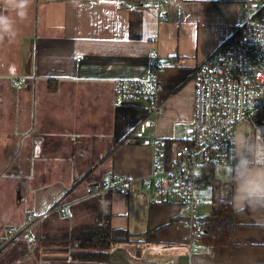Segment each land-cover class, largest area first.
<instances>
[{"label": "crops", "instance_id": "obj_1", "mask_svg": "<svg viewBox=\"0 0 264 264\" xmlns=\"http://www.w3.org/2000/svg\"><path fill=\"white\" fill-rule=\"evenodd\" d=\"M122 3L134 9L116 7ZM181 3L177 11L173 0L0 1V16L15 27L11 38L0 34V170L10 165L11 149L17 162L33 154L36 165L26 183L33 193L19 194L12 210L0 212V264H264V227L254 224L262 213H234L231 243L203 241L210 254L189 248L180 201L160 200L142 184L152 148L133 134L147 115L144 107L114 101L113 79L147 77L157 49L162 89L158 118L147 134L162 142L183 139L192 119L193 69L231 34L238 15L230 2ZM63 153L64 166L39 165L44 155ZM114 172L135 178L126 195L85 193L88 184ZM3 184L0 200L6 204ZM206 184L212 207L223 195L201 182L200 197ZM201 200L203 217L210 210H203ZM62 204L67 217L53 209ZM28 213L38 218L26 224ZM99 215H108L112 228L129 230L131 239L113 242L107 263L71 259L64 238ZM15 226L17 233L9 235Z\"/></svg>", "mask_w": 264, "mask_h": 264}, {"label": "built area", "instance_id": "obj_2", "mask_svg": "<svg viewBox=\"0 0 264 264\" xmlns=\"http://www.w3.org/2000/svg\"><path fill=\"white\" fill-rule=\"evenodd\" d=\"M237 5L238 20L231 34L193 69L192 119L183 128V142L165 143L157 136H148L159 114L158 94L162 89L159 73L163 64L157 49L150 55L149 75L145 78L113 79L114 101L117 105L144 107L133 138L152 148L151 169L142 184L163 201H180L189 234L191 249L210 254L211 247L202 240L204 230L198 195L199 180L206 166H227L230 139L250 123L264 119V0H219ZM128 11L133 5L117 4ZM135 178L114 172L85 187L87 195L114 192L126 195ZM60 215H70L59 205ZM26 215V224L37 219ZM9 235L17 227L7 229ZM28 232L24 236H28Z\"/></svg>", "mask_w": 264, "mask_h": 264}, {"label": "trees", "instance_id": "obj_3", "mask_svg": "<svg viewBox=\"0 0 264 264\" xmlns=\"http://www.w3.org/2000/svg\"><path fill=\"white\" fill-rule=\"evenodd\" d=\"M47 89L50 91L54 90V87L50 85V81ZM131 139L133 138L131 137ZM164 142L172 143L173 140L164 139ZM175 142L180 144L183 139H178ZM214 178L213 167L206 166L199 180L202 183H210L215 188L219 183ZM213 203L214 205L210 211L203 216L204 230L202 239L211 245L231 243L233 209L228 200L220 201L214 199ZM53 207L55 208L56 206ZM132 234L124 228H112L108 215H99L91 226L78 229L64 239H68L71 243V259L107 263L111 244L113 242L129 241Z\"/></svg>", "mask_w": 264, "mask_h": 264}, {"label": "clouds", "instance_id": "obj_4", "mask_svg": "<svg viewBox=\"0 0 264 264\" xmlns=\"http://www.w3.org/2000/svg\"><path fill=\"white\" fill-rule=\"evenodd\" d=\"M173 6L177 11L183 8L181 0H173ZM0 34L15 35L10 17L0 16ZM259 143L247 130H238L231 137L225 170L231 187L225 196L236 214L262 213L254 217V224L264 227V151Z\"/></svg>", "mask_w": 264, "mask_h": 264}, {"label": "rangeland", "instance_id": "obj_5", "mask_svg": "<svg viewBox=\"0 0 264 264\" xmlns=\"http://www.w3.org/2000/svg\"><path fill=\"white\" fill-rule=\"evenodd\" d=\"M4 12H5L4 10L2 11V6H0V13L5 14ZM248 132L253 137L257 138V140L260 142L259 149L261 151H264V119L260 118L259 120L252 121L250 123V130ZM177 135L182 136V134H177ZM10 137L16 138L17 136L16 134H10ZM12 150L14 149H11V156L9 155V157H11L10 165H8L3 170H0V183L2 181L4 182L3 186L5 190L4 193L5 201H7L6 204L8 203L10 204V209L8 206H6V204H3L0 200V212L6 211V209L12 210L13 208L12 202L13 201L16 202L15 197H17L19 194L27 195L30 193V191H32L33 193L35 189L34 187H32L31 190L30 186L26 185L28 179H32L36 171V165L35 164L33 166L31 165L32 160L35 156H33V154H30V157H28L27 159H20L21 162L19 163L17 162L18 161L17 160L18 157L16 155L17 151H14L16 153L13 154L14 152H12ZM66 158L67 156H65L64 153L62 154V156H57V157H54L52 155H44L43 160L39 162V165L41 164V166H52L53 164H59V165L61 164L64 166V164L66 163ZM226 167L227 166H222V165L214 166L215 176L219 179L218 181H222L219 183L217 187H215V193L216 194L221 193L223 195L221 196V198H217L216 196L215 197L216 199L226 198L225 194L230 190L231 187V183L226 176V171H225ZM211 190L212 188L207 184L201 188V197L203 198L204 201V206H203L204 211L210 210L209 208H211V202H210ZM78 209L81 210L80 207H78ZM32 233L33 235H36V229L33 230ZM64 241L65 244H69V246H71L70 245L71 243L68 239Z\"/></svg>", "mask_w": 264, "mask_h": 264}]
</instances>
